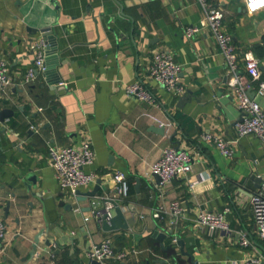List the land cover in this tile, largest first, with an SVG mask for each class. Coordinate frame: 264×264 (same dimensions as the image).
<instances>
[{
  "label": "crops",
  "instance_id": "obj_1",
  "mask_svg": "<svg viewBox=\"0 0 264 264\" xmlns=\"http://www.w3.org/2000/svg\"><path fill=\"white\" fill-rule=\"evenodd\" d=\"M135 1L0 0V60L8 64L14 82L0 92V112L14 113L5 126L0 122V222L7 228L0 264H93L89 250L107 239L127 256L104 264H194L190 256L195 264L255 258L264 264V243L256 234L250 205L251 195L264 185V146L246 136L232 144L234 154L227 157L202 140L212 134L233 142L236 124L243 119L213 36L207 31L186 36L189 27L205 26L206 12L197 0ZM208 1L224 11L225 31L239 56V75L264 109V97L257 95L258 85L245 63L249 53L264 60V11L250 16L243 0ZM46 29L56 38L55 75L62 83L49 88L42 73L24 86L34 64L31 44L45 40ZM160 50L170 52L181 66L183 95H173L150 79L149 65ZM138 83L152 92L155 102L126 94L128 86ZM185 96L190 99L181 103ZM150 116L171 120L173 128L161 134ZM86 141L96 160L85 172L102 182L97 196L117 200L114 175L121 172L128 179L129 197L118 201L128 231L105 232L89 210L93 198L78 202L57 181L50 150L80 148ZM169 147L187 151L194 165L187 178L160 186L151 168ZM193 182L198 184L191 188ZM174 201L185 211L172 229L169 209ZM225 208L230 209L229 233L200 229V212ZM156 230H173V235L162 245L153 238ZM243 233L250 247L241 246Z\"/></svg>",
  "mask_w": 264,
  "mask_h": 264
},
{
  "label": "built area",
  "instance_id": "obj_2",
  "mask_svg": "<svg viewBox=\"0 0 264 264\" xmlns=\"http://www.w3.org/2000/svg\"><path fill=\"white\" fill-rule=\"evenodd\" d=\"M206 12V23L204 27H189L186 30V36L193 38L200 33L209 32L219 48L220 54L224 59L228 73L231 76L230 86L237 99V107L243 114V119L236 124L237 139L233 142H227L221 137L207 134L202 136V140L214 145L224 156L230 157L234 154L232 144H236L239 139L246 136H254L264 146V109L249 94L250 84L239 75V56L233 42V37L225 31L224 20L225 13L218 7L213 6L208 0H197ZM246 14L253 16L264 11V4L259 7H252L253 0H243ZM47 42L44 39L32 42L30 50L34 55V64L28 70L23 79L22 85L28 86L35 83L40 74L44 73L46 59ZM246 72L251 81L258 85L257 95L264 97V60L256 58L249 53L245 60ZM150 79L164 87L173 95H183L185 92L181 79V66L174 60L173 55L160 50L154 55L149 68ZM13 77L8 64L0 60V92H5L13 85ZM126 94L129 97L145 103L155 102L152 92L144 84H133L126 88ZM159 127H164L167 131L173 128L171 120L162 121L161 119L150 116ZM52 168L56 174L60 187L71 197H76L77 191L91 188L97 181L93 173L85 172V168L92 166L96 160L95 151L91 142H84L80 148L66 147L62 150L52 148L50 150ZM194 165L193 157L185 150L175 147L166 148L162 157L151 168L152 177L157 175L161 178L160 186H165L178 178H187L192 172ZM116 183L117 202H124L130 194V184L127 177L117 172L114 175ZM198 183H191L194 188ZM107 196H97L91 201L92 217L99 225L110 223L115 215V205ZM250 205L254 216V226L258 238L264 243V185L256 194H252ZM169 226L176 227L179 219L184 214V207L180 201H174L170 204ZM229 208L223 212H200L197 215V223L201 230L210 234L216 232L229 233V226L226 220ZM160 217V214L156 216ZM7 234L6 225L0 222V246L5 242ZM241 246L250 247L252 242L247 234H241ZM91 261L104 264L111 260H123L127 253L115 250L112 240L107 239L104 242L94 245L88 252ZM234 264H261L260 258L246 261L235 262Z\"/></svg>",
  "mask_w": 264,
  "mask_h": 264
},
{
  "label": "water",
  "instance_id": "obj_3",
  "mask_svg": "<svg viewBox=\"0 0 264 264\" xmlns=\"http://www.w3.org/2000/svg\"><path fill=\"white\" fill-rule=\"evenodd\" d=\"M141 2H147V0H136L135 3L139 4ZM42 36L43 38H45V40L48 43L47 46V52H46V59H45V78H46V83L48 85L49 88L55 87L58 84L62 83V80L59 78V76H56V72H57V67H58V56H57V52H58V46H56V38L54 37L51 29H46L42 31ZM190 98L185 96L184 98H182L181 103H184L186 100H189ZM14 117V113L10 110H3L0 112V122L1 124H3L5 126V122L8 119H11ZM242 121V120H241ZM160 132L161 134H165L166 129L164 127L160 128ZM176 137V134H174L172 136V140L173 138ZM177 149H180L179 147ZM154 178L157 182V184H161V178L157 175H154ZM256 182H259V180H256ZM140 185V181H138V186ZM101 186H102V182L101 180H98L94 189L90 192L87 193H82V191H77L76 193V200L78 202H83L86 201L89 198H95L97 197V195L101 192ZM114 205H115V215L113 217V219L111 220L110 223H104L102 225V228L105 232H117V231H128L130 229V226L127 222L126 216L124 211L122 210L121 206L118 204V202L116 200L111 199L110 200ZM71 207V206H70ZM130 209L134 212H136L135 208L133 206L130 207ZM89 210L91 211V209L89 208ZM136 216L138 217L139 214L136 212ZM44 231L41 232L35 239V245L33 246V253L32 255L36 254L37 251V247L40 243V240L42 238V236L44 235ZM167 233V234H166ZM166 233H161L158 230L154 231L153 233V238H155L156 240H158L160 243H162V245L164 244L165 240L167 239L168 236H172L173 235V230H170L169 232ZM46 245L50 246L51 243L50 241H46ZM178 245L183 247V244L180 242H178ZM192 262L195 264V258L191 257ZM93 264H101L98 262H94Z\"/></svg>",
  "mask_w": 264,
  "mask_h": 264
},
{
  "label": "clouds",
  "instance_id": "obj_4",
  "mask_svg": "<svg viewBox=\"0 0 264 264\" xmlns=\"http://www.w3.org/2000/svg\"><path fill=\"white\" fill-rule=\"evenodd\" d=\"M261 4H264V0H253L252 7H259Z\"/></svg>",
  "mask_w": 264,
  "mask_h": 264
},
{
  "label": "trees",
  "instance_id": "obj_5",
  "mask_svg": "<svg viewBox=\"0 0 264 264\" xmlns=\"http://www.w3.org/2000/svg\"><path fill=\"white\" fill-rule=\"evenodd\" d=\"M170 254H171L170 256H172V257H173V255H175V253H174V252H170Z\"/></svg>",
  "mask_w": 264,
  "mask_h": 264
}]
</instances>
